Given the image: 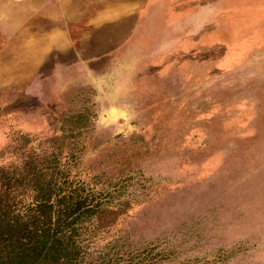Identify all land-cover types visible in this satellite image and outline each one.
I'll list each match as a JSON object with an SVG mask.
<instances>
[{
    "label": "rangeland",
    "instance_id": "374dc122",
    "mask_svg": "<svg viewBox=\"0 0 264 264\" xmlns=\"http://www.w3.org/2000/svg\"><path fill=\"white\" fill-rule=\"evenodd\" d=\"M38 174L85 189L89 264H264V0H0L21 222Z\"/></svg>",
    "mask_w": 264,
    "mask_h": 264
},
{
    "label": "trees",
    "instance_id": "16d2710c",
    "mask_svg": "<svg viewBox=\"0 0 264 264\" xmlns=\"http://www.w3.org/2000/svg\"><path fill=\"white\" fill-rule=\"evenodd\" d=\"M38 175L33 176L31 182L39 199L25 222L12 211L16 197L10 194L13 185L7 183L3 190L4 196L0 198V264H89L84 260L85 250L78 239L83 232L77 226L95 213L94 205L90 206L88 195L83 193L85 189H63L57 186V181L53 182L52 176L43 181L39 180L42 174ZM102 257L106 259L103 261ZM98 258H101L98 264L124 261L122 255L111 259L108 253Z\"/></svg>",
    "mask_w": 264,
    "mask_h": 264
}]
</instances>
